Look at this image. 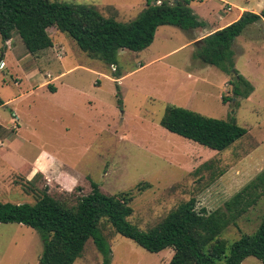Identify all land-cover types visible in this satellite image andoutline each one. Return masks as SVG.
I'll list each match as a JSON object with an SVG mask.
<instances>
[{"label": "rangeland", "instance_id": "rangeland-1", "mask_svg": "<svg viewBox=\"0 0 264 264\" xmlns=\"http://www.w3.org/2000/svg\"><path fill=\"white\" fill-rule=\"evenodd\" d=\"M61 1L94 5L123 22L146 7V0ZM222 1H192L208 28L160 26L148 48L120 51L116 65L90 57L55 27L49 29L54 45L34 54L19 34L7 42L0 35L5 101L0 105V201L34 203L46 191L75 204L94 180L107 194L131 192L129 220L148 230L193 197L199 210L214 211L263 171L264 19L233 46L235 69L255 86L249 97H234L233 71L195 55L202 38L235 17L245 1L256 6V0H230L236 5L228 10ZM247 11L261 12L252 6ZM223 95L234 98L223 103ZM171 104L219 119L235 117L248 133L223 151L203 146L161 125ZM263 216L264 196L225 237L253 233ZM104 232L112 245L111 264H168L174 253L171 248L150 252L109 225ZM43 251L36 229L0 223V264H40ZM103 261L89 240L74 264ZM242 264L264 263L250 256Z\"/></svg>", "mask_w": 264, "mask_h": 264}, {"label": "trees", "instance_id": "trees-1", "mask_svg": "<svg viewBox=\"0 0 264 264\" xmlns=\"http://www.w3.org/2000/svg\"><path fill=\"white\" fill-rule=\"evenodd\" d=\"M192 1L146 0L145 9L135 19L123 22L106 17L90 4L0 0V35L7 42L19 34L28 52L34 54L54 45L49 29L55 27L73 38L90 57L116 65L120 51L148 48L160 26L175 25L188 31L207 28V21L196 14ZM263 19L264 9L260 13L246 10L238 20L207 35L198 45V59L235 73L230 81L234 97L247 98L255 89L235 69L234 43L250 25ZM56 91L52 87V92ZM234 97L223 95V103ZM4 103L0 97V105ZM160 123L172 133L217 151L227 149L248 133L235 117L219 119L173 104L166 107ZM132 196L128 191L107 194L91 180V191L75 204L46 191L34 203L0 201V223L24 224L40 233L44 243L40 264H74L89 240L103 255L102 264H111L112 245L104 232L106 225L150 252L173 249L168 264H242L250 256L264 263V216L253 233L244 232L234 240L224 235L263 198L264 170L214 211L199 210L193 197L148 230L129 220L134 214Z\"/></svg>", "mask_w": 264, "mask_h": 264}, {"label": "crops", "instance_id": "crops-1", "mask_svg": "<svg viewBox=\"0 0 264 264\" xmlns=\"http://www.w3.org/2000/svg\"><path fill=\"white\" fill-rule=\"evenodd\" d=\"M222 2H224L226 5H227V8H228V10H231V9H229V8H231L232 6H231V4H233L234 6L236 5V3H234L235 1H230V0H224V1H222ZM247 1H245V3H246ZM248 2H252V0H248ZM256 2V6L255 5H250V6H252L253 8H257V11L258 10H263L264 9V0H256L255 1ZM244 3V5H242V6H240L239 7V11H238V13H237V15L235 16V17H233L232 19H229V20H226L224 23H222V24H219V26H218V28L217 29H220V28H222V27H225V26H227V25H229V24H231L232 22H234V21H236V20H238L240 17H241V15L243 14V12L244 11H246V10H248V8L250 7V6H247V4H245ZM254 12V11H253ZM207 23H208V27H209V22L207 21ZM207 27V28H208ZM216 29V30H217ZM215 30V31H216ZM215 31H212V33L213 32H215ZM203 39V38H202Z\"/></svg>", "mask_w": 264, "mask_h": 264}, {"label": "built area", "instance_id": "built-area-1", "mask_svg": "<svg viewBox=\"0 0 264 264\" xmlns=\"http://www.w3.org/2000/svg\"><path fill=\"white\" fill-rule=\"evenodd\" d=\"M229 9H231V8H229Z\"/></svg>", "mask_w": 264, "mask_h": 264}, {"label": "water", "instance_id": "water-1", "mask_svg": "<svg viewBox=\"0 0 264 264\" xmlns=\"http://www.w3.org/2000/svg\"><path fill=\"white\" fill-rule=\"evenodd\" d=\"M157 3V2H156Z\"/></svg>", "mask_w": 264, "mask_h": 264}]
</instances>
